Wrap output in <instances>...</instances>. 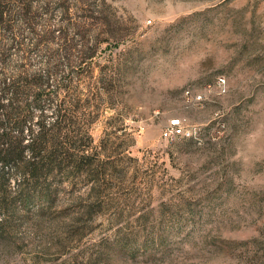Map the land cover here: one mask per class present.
<instances>
[{"label": "rangeland", "instance_id": "1", "mask_svg": "<svg viewBox=\"0 0 264 264\" xmlns=\"http://www.w3.org/2000/svg\"><path fill=\"white\" fill-rule=\"evenodd\" d=\"M68 1L118 20L101 53L120 65L117 98L93 128L114 164L85 215L15 217L0 264H264L262 0ZM217 74L229 92L189 106L184 88ZM174 116L201 140L165 139Z\"/></svg>", "mask_w": 264, "mask_h": 264}, {"label": "trees", "instance_id": "2", "mask_svg": "<svg viewBox=\"0 0 264 264\" xmlns=\"http://www.w3.org/2000/svg\"><path fill=\"white\" fill-rule=\"evenodd\" d=\"M112 13L0 0V242L15 217L43 223L103 201L113 139L95 143L93 128L120 82L119 63L101 54L122 40Z\"/></svg>", "mask_w": 264, "mask_h": 264}, {"label": "built area", "instance_id": "3", "mask_svg": "<svg viewBox=\"0 0 264 264\" xmlns=\"http://www.w3.org/2000/svg\"><path fill=\"white\" fill-rule=\"evenodd\" d=\"M262 25L264 38V0H262ZM230 90V83L225 74H217L212 80L207 81L200 86L188 85L183 90V97L189 106L205 107L215 99L226 95ZM201 128L199 125L191 123L182 116H174L168 121L167 126L162 132V136L174 141L178 138L199 139Z\"/></svg>", "mask_w": 264, "mask_h": 264}]
</instances>
